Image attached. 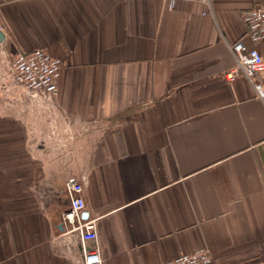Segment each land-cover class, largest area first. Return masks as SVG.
<instances>
[{
    "label": "crops",
    "instance_id": "1",
    "mask_svg": "<svg viewBox=\"0 0 264 264\" xmlns=\"http://www.w3.org/2000/svg\"><path fill=\"white\" fill-rule=\"evenodd\" d=\"M264 0H0V264H264V99L227 43ZM63 61L53 97L3 92L16 53ZM264 80V79H263ZM47 104V105H46ZM86 207L71 213L68 177Z\"/></svg>",
    "mask_w": 264,
    "mask_h": 264
},
{
    "label": "built area",
    "instance_id": "2",
    "mask_svg": "<svg viewBox=\"0 0 264 264\" xmlns=\"http://www.w3.org/2000/svg\"><path fill=\"white\" fill-rule=\"evenodd\" d=\"M242 18L250 40L255 44L264 42V6L246 10ZM227 44L235 58V66L227 72L228 77L244 75L253 85L257 97L264 99V55L257 48L248 49L240 40ZM62 66L61 58L42 48L18 52L11 62L14 84L30 96L53 97L58 89L57 81ZM66 188L71 201L69 216L79 218L80 211L86 207L83 182L76 176H70ZM76 228L79 231L82 264H101L99 234L94 220H80ZM212 261L213 254L204 245L190 253L178 255L165 264H211Z\"/></svg>",
    "mask_w": 264,
    "mask_h": 264
},
{
    "label": "rangeland",
    "instance_id": "3",
    "mask_svg": "<svg viewBox=\"0 0 264 264\" xmlns=\"http://www.w3.org/2000/svg\"><path fill=\"white\" fill-rule=\"evenodd\" d=\"M1 90L3 92L10 91V93H12L13 95L16 94V97H18V95H20L21 93L28 97H43L42 95L30 96L27 93H25L22 88H18L17 86H13V85H9L8 87L4 85V87Z\"/></svg>",
    "mask_w": 264,
    "mask_h": 264
},
{
    "label": "water",
    "instance_id": "4",
    "mask_svg": "<svg viewBox=\"0 0 264 264\" xmlns=\"http://www.w3.org/2000/svg\"><path fill=\"white\" fill-rule=\"evenodd\" d=\"M4 35H3V33L1 32V30H0V41H2L3 40V37Z\"/></svg>",
    "mask_w": 264,
    "mask_h": 264
}]
</instances>
